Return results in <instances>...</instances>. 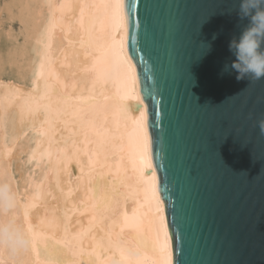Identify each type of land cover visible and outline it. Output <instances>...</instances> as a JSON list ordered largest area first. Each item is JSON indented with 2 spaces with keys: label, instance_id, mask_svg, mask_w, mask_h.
<instances>
[{
  "label": "bare ground",
  "instance_id": "6f19581e",
  "mask_svg": "<svg viewBox=\"0 0 264 264\" xmlns=\"http://www.w3.org/2000/svg\"><path fill=\"white\" fill-rule=\"evenodd\" d=\"M146 117L124 0H0V264H173Z\"/></svg>",
  "mask_w": 264,
  "mask_h": 264
},
{
  "label": "water",
  "instance_id": "95a60500",
  "mask_svg": "<svg viewBox=\"0 0 264 264\" xmlns=\"http://www.w3.org/2000/svg\"><path fill=\"white\" fill-rule=\"evenodd\" d=\"M247 23L238 0H124L173 264H264V79L224 71Z\"/></svg>",
  "mask_w": 264,
  "mask_h": 264
},
{
  "label": "clouds",
  "instance_id": "9594fccd",
  "mask_svg": "<svg viewBox=\"0 0 264 264\" xmlns=\"http://www.w3.org/2000/svg\"><path fill=\"white\" fill-rule=\"evenodd\" d=\"M238 16L248 23L238 39L229 44L235 59L224 71L231 68L238 73V81L247 79L254 83L264 79V0H238ZM207 47L210 50L211 46ZM257 123L260 133L264 134V119Z\"/></svg>",
  "mask_w": 264,
  "mask_h": 264
},
{
  "label": "rangeland",
  "instance_id": "374dc122",
  "mask_svg": "<svg viewBox=\"0 0 264 264\" xmlns=\"http://www.w3.org/2000/svg\"><path fill=\"white\" fill-rule=\"evenodd\" d=\"M3 22L4 23H3L1 45L4 48H6V47L10 46V44H11L10 38H12V37L10 36V33L13 35H19V38L22 39V36H21L22 24L20 23V21L17 17L12 18V16L10 14H8L7 12H4V14H3ZM6 33L9 34V37H8V34H6Z\"/></svg>",
  "mask_w": 264,
  "mask_h": 264
},
{
  "label": "snow or ice",
  "instance_id": "6c2138e0",
  "mask_svg": "<svg viewBox=\"0 0 264 264\" xmlns=\"http://www.w3.org/2000/svg\"><path fill=\"white\" fill-rule=\"evenodd\" d=\"M129 8H130V5L128 4V15L129 17H131L132 13L130 12Z\"/></svg>",
  "mask_w": 264,
  "mask_h": 264
}]
</instances>
